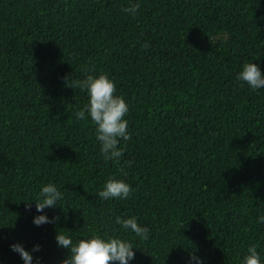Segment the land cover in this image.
Wrapping results in <instances>:
<instances>
[{
  "label": "trees",
  "instance_id": "trees-1",
  "mask_svg": "<svg viewBox=\"0 0 264 264\" xmlns=\"http://www.w3.org/2000/svg\"><path fill=\"white\" fill-rule=\"evenodd\" d=\"M0 0V262L23 264L9 245L56 264L57 230L119 231L116 216L150 229L134 235L131 264H238L249 243L264 259V89L240 86L245 61L264 73V0ZM147 44V47H144ZM106 72L128 104L131 139L105 162L85 92L67 79ZM121 170L126 175L121 174ZM116 173L126 200L97 191ZM64 198L39 227L42 184ZM31 205V207H28Z\"/></svg>",
  "mask_w": 264,
  "mask_h": 264
},
{
  "label": "clouds",
  "instance_id": "clouds-1",
  "mask_svg": "<svg viewBox=\"0 0 264 264\" xmlns=\"http://www.w3.org/2000/svg\"><path fill=\"white\" fill-rule=\"evenodd\" d=\"M140 8L139 2H132L122 8V11L136 16ZM144 44V47H147ZM86 75L81 80L67 79L71 87H78L86 93L87 102L79 108L76 113L77 120H90L95 126V139L99 144V152L103 160L118 164L124 155V148L121 141L131 139L128 131L129 121L126 116L129 112V104L123 95L117 94L116 82L108 73L92 72L85 69ZM236 80L240 86L247 85L253 91L264 89V73L260 66L253 61H245L241 64L240 70L236 74ZM122 175H126L121 170ZM133 189L119 175L113 173L103 182L102 187L96 195L103 201L126 200L133 194ZM64 198V192L54 182H47L41 185L35 201L37 215L33 216V224L37 227L54 223L59 218L49 217L44 211L45 208L54 209L58 202ZM31 207V205H28ZM256 223L264 225V212H259ZM114 224L119 226V231L112 233H101L95 230L82 232L78 237H74L70 232H56L55 240L58 247L68 250L65 258L56 264H131L135 260V248L133 241L128 236L134 235L140 239H147L150 229L138 222L136 215L116 216ZM4 239V237H0ZM11 251L17 253L23 264H45L42 258L34 257V253L39 252L42 245L34 244L32 249H28L23 243L16 241L9 245ZM238 264H264L261 251L256 243H249L244 254L237 253ZM2 264V262H0ZM188 264H204V258L193 251L189 255Z\"/></svg>",
  "mask_w": 264,
  "mask_h": 264
}]
</instances>
